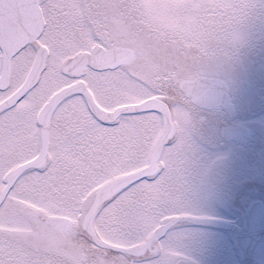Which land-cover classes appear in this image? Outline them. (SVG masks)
Wrapping results in <instances>:
<instances>
[{
  "label": "snow or ice",
  "instance_id": "obj_1",
  "mask_svg": "<svg viewBox=\"0 0 264 264\" xmlns=\"http://www.w3.org/2000/svg\"><path fill=\"white\" fill-rule=\"evenodd\" d=\"M125 11L0 0V264H181L190 124ZM222 70L202 65L180 95L199 104Z\"/></svg>",
  "mask_w": 264,
  "mask_h": 264
},
{
  "label": "flooded vegetation",
  "instance_id": "obj_2",
  "mask_svg": "<svg viewBox=\"0 0 264 264\" xmlns=\"http://www.w3.org/2000/svg\"><path fill=\"white\" fill-rule=\"evenodd\" d=\"M253 2L258 4L256 0ZM123 3L125 21L151 36L159 49L160 55L152 63L162 64L167 57L169 67L175 70L172 83L176 94L168 98L181 101L196 155L183 203L189 208L195 197L210 196L220 210L213 214L190 211V216L223 220L241 228V216L248 204L260 201L264 212V21L254 18L252 0L237 4V18L217 5L212 10L207 4L201 8L205 4L202 2L196 7L201 24L196 31L188 30L186 37L188 40L196 33L198 44H190L179 39L184 32L176 22L178 6L166 0H123ZM185 3L192 5L191 0ZM186 14L194 18V12ZM245 22L249 29L238 30ZM236 24L237 39H230L231 28ZM209 64L222 65L217 81L223 84L229 99L228 112L221 107H197L180 95L194 72ZM231 127L240 134L224 140L226 133L231 135L224 128ZM209 230L224 232L220 233L223 237L210 244ZM174 231L179 235L181 264H264L248 258L235 244L231 248L232 234L226 231L186 222L177 223ZM227 254H232V259L227 260Z\"/></svg>",
  "mask_w": 264,
  "mask_h": 264
},
{
  "label": "rangeland",
  "instance_id": "obj_3",
  "mask_svg": "<svg viewBox=\"0 0 264 264\" xmlns=\"http://www.w3.org/2000/svg\"><path fill=\"white\" fill-rule=\"evenodd\" d=\"M186 2H188L189 0H166V3H170L171 5L174 6H178L177 8V16H176V22L178 25V29L183 31L184 34L181 38V36H179V39L181 41H187L190 44H198L197 41V35L196 33H194V35H192L188 40H186L187 34H188V30L193 29L194 31L198 30V26L201 24V22L199 21V16H197L196 14H198V11L196 9V7H198L202 2L205 3L201 6V8H203L206 4L209 5V10H212V7L215 5L220 6L221 5V1L222 0H191L192 5H187ZM230 1V0H229ZM244 3L247 0H234L235 4L239 5V2ZM226 3H229L227 1H225ZM183 3H185L186 5H183ZM211 4H214L210 7ZM191 6V7H189ZM230 7L232 8V5H230ZM238 8V7H237ZM237 8H234V11L231 10L229 11V13L231 14V16H234L237 18ZM192 11L194 12V18L191 19L189 14H186L185 12H189ZM249 24L248 22H245L244 24L241 25V27H238V30H244V29H249ZM195 37V38H194ZM230 39H237V24L231 28V33H230V37H228ZM194 41V42H193ZM190 211L192 214H213L216 213L220 210V206L217 204V202L215 201V199H213L212 197L208 196L205 199L200 198V197H195L191 206L189 207ZM212 233L210 234V244H212L213 241H218V238H220V233H213V232H209ZM223 237V236H222ZM228 252H229V248ZM226 259L230 260L232 259V254H227L226 255ZM229 263L231 261H228Z\"/></svg>",
  "mask_w": 264,
  "mask_h": 264
},
{
  "label": "water",
  "instance_id": "obj_4",
  "mask_svg": "<svg viewBox=\"0 0 264 264\" xmlns=\"http://www.w3.org/2000/svg\"><path fill=\"white\" fill-rule=\"evenodd\" d=\"M223 106H225L223 103H221ZM215 106H217V105H215Z\"/></svg>",
  "mask_w": 264,
  "mask_h": 264
}]
</instances>
